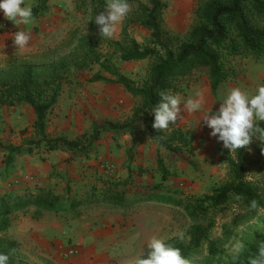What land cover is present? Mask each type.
Masks as SVG:
<instances>
[{"label": "trees", "instance_id": "1", "mask_svg": "<svg viewBox=\"0 0 264 264\" xmlns=\"http://www.w3.org/2000/svg\"><path fill=\"white\" fill-rule=\"evenodd\" d=\"M47 1L37 0L32 7L33 15H43L48 9ZM106 2L90 0V32L80 34L78 29L70 31L61 44L65 53L46 60L14 56L0 67V107L28 104L35 112L32 135L25 143L16 144L0 138L7 166H11L17 156L32 154L42 146L47 152L67 151L70 155L68 160L89 156L97 150L105 132L115 137L130 134L132 142L128 154L132 159L136 132L144 125L158 145L168 151L170 160L181 158L198 167L194 141L177 122L167 130L158 131L152 127V109L160 100L159 93H182V84L197 68L209 73L212 91L216 92L222 83L237 75L232 62L235 56L250 54L256 58L264 57V0H201L195 10L197 21L183 36L173 34L164 26L163 15L168 7L166 0H128L133 9L124 19L119 38H103L99 25L95 23V16L103 11ZM83 4H87V0ZM133 24L150 31L145 42L132 36L129 27ZM114 56L123 61L148 59L150 65L146 77L139 82L121 72L113 61ZM95 64H99L100 69L88 81L119 83L139 98L131 116L123 121L101 117L94 122L91 130L73 138L66 134L51 136L48 132L49 114L59 102L65 85L73 83L80 72L93 68ZM261 124L264 126V121ZM156 156L162 180H166L170 172L160 152ZM224 158L229 169L227 180L213 186L208 193L186 199L157 191L164 186L161 181L152 187V191H145L136 202L129 201V185L134 173L143 175L146 172L142 165L129 166L126 178L109 177L102 185L93 184L80 198L72 196L69 189L65 195L39 185L23 195H2L0 231H7L15 216L28 207L35 208L36 216L45 211L80 216L84 211L102 205L126 212L128 204L132 210L134 203L164 202L183 207L191 219L187 241L173 237L165 242L180 248L186 258L205 245H208L211 255H217L223 252L220 242L212 238L218 212L229 203H237L253 213L264 208L262 192L247 177L249 146L233 153L226 149ZM253 201L256 202L255 208L252 207ZM242 218L248 219L249 215H242ZM224 234L230 237L234 230L225 224ZM258 247L259 243L250 244L237 259L229 256L228 264H248V258L257 254ZM0 252L9 255V264H31L21 250L20 241L15 238L0 236Z\"/></svg>", "mask_w": 264, "mask_h": 264}, {"label": "rangeland", "instance_id": "2", "mask_svg": "<svg viewBox=\"0 0 264 264\" xmlns=\"http://www.w3.org/2000/svg\"><path fill=\"white\" fill-rule=\"evenodd\" d=\"M166 1L168 7L163 15L164 26L173 34H187L197 21L195 10L201 0ZM83 2L84 0H50V7L58 8L56 13L53 12L56 30L51 34L56 35V43L32 59L46 60L65 53V47L61 44L74 29H78L80 34L90 32V0H87V4ZM123 22L124 20L117 25L112 37L121 36ZM129 31L140 42H145L150 35V31L139 24L131 25ZM7 60L0 58V67ZM113 61L121 72L139 82L146 77L150 65L148 59L123 61L114 56ZM232 62L237 75L222 83L216 92L212 91L209 73L203 68L195 69L182 84L184 91L179 94L182 100L194 95L197 89L205 93L203 107L195 112H185L183 119L177 121L194 141L198 167L181 158L170 160L168 151L160 147L150 131L141 125L136 132L132 159L128 154L132 136L126 134L115 137L110 132L103 134L97 150L89 156H79L72 160H68V157L59 163H45L47 151L42 146L32 154L21 155L20 159L16 157L13 164L7 166L4 152L0 148V193L23 195L26 193L24 188L32 186L24 184L27 186L12 189L9 184H17L19 175L37 174L38 168L46 180L45 184H49L50 178L54 177L57 180L55 190L66 195L69 189L72 196L80 198L93 184L102 185L104 179L109 177L126 178L129 175L128 167L138 165L144 166L146 172L143 175L134 173L129 185V201L136 202L145 191H152V187L161 181L164 186L157 191L179 199L210 192L213 186L227 180L229 169L224 158L226 148L223 147V142L210 136L211 129L206 126L203 118L219 108L221 98L232 88L239 87L251 95L256 93L259 85L264 84V57L238 55ZM99 69L100 65L95 64L93 68L80 72L73 83L65 85L63 99L49 114L48 132L51 136L66 134L73 138L91 130L94 122L101 117L123 121L131 116L139 98L131 95L119 83L88 81ZM33 119L34 112L28 104L0 107V138L16 144L25 143L32 135ZM262 149L264 144L258 140L249 145L247 177L258 186L264 196ZM157 152L163 156L164 165L170 172L166 180L161 177ZM56 155L53 156L55 159L60 157V154ZM31 176L33 175H28L29 178ZM133 206L130 210L128 204L126 212L102 205L86 210L80 216L66 213L68 221L65 222L66 229L60 237L39 242L35 250H21L31 264H137L138 259L145 258L151 250L147 243L152 237L165 241L173 237L181 238L183 235V240H188L187 230L191 219L183 207L152 201L134 203ZM26 213L24 214L28 216ZM242 215H249V218L243 219ZM216 219L217 225L213 229L212 238L220 242L223 252L211 255L208 245H205L187 258L191 264H228V257L232 256L231 250L237 241L243 243V250L250 244L264 242V208L253 213L242 209L237 203H229L218 212ZM225 224L234 230L230 237L224 234ZM88 225L92 227L88 228ZM0 236L14 238L1 231ZM72 244L79 247V252L74 256H66L65 252Z\"/></svg>", "mask_w": 264, "mask_h": 264}, {"label": "clouds", "instance_id": "3", "mask_svg": "<svg viewBox=\"0 0 264 264\" xmlns=\"http://www.w3.org/2000/svg\"><path fill=\"white\" fill-rule=\"evenodd\" d=\"M0 12L17 26H27L34 19L33 10L26 0H0ZM130 12L128 0H107L103 11L95 16L100 35L103 38H111L117 25ZM31 38L30 31L20 28L14 33L13 42L23 48ZM159 96V102L152 109V127L158 131L169 129L170 125L183 119L185 112L198 111L205 103V93L201 89H197L194 95L183 100L179 94H172L171 91H161ZM203 121L211 129L210 136L222 141L223 147L231 153L249 146L254 140L264 144V126L260 124L264 121V84L259 85L256 93L251 95L239 87L232 88L221 98L219 108L206 114ZM252 207H256L255 201L252 202ZM147 246L151 249L148 258H139L137 264H191L180 248L171 246L162 239L152 237ZM243 248L244 245L240 241L233 245V259L239 257ZM9 259L7 253L0 252V264H9ZM248 264H264V242L259 244L257 254L248 258Z\"/></svg>", "mask_w": 264, "mask_h": 264}, {"label": "crops", "instance_id": "4", "mask_svg": "<svg viewBox=\"0 0 264 264\" xmlns=\"http://www.w3.org/2000/svg\"><path fill=\"white\" fill-rule=\"evenodd\" d=\"M26 3L32 8L36 3L37 0H26ZM48 9L47 11L41 16L33 15L34 19L33 22L27 26L15 25L12 21L7 20L2 12V19L7 21V25L4 26L2 23L0 25V58H11V57H33L38 53H41L56 43V35L52 36L51 34L56 30L55 21V10L57 7H50V0L47 1ZM24 29L26 31H30L31 33V40L29 41L28 45L19 48L13 42V35L19 29ZM32 55V56H31ZM98 82V81H97ZM65 89V87H64ZM64 91L61 95L59 102L64 97ZM59 102L56 104L58 105ZM55 105V106H56ZM7 107V106H5ZM15 107V106H13ZM32 108V107H31ZM33 110V109H32ZM34 112V110H33ZM34 119H35V112H34ZM33 119V121H34ZM56 154H60V157L56 158L53 156H57ZM20 156H17L20 159ZM47 159L45 163H59L62 159H68L69 154L67 151L64 150H54L47 152L46 154ZM61 168L62 165H60ZM65 168V167H64ZM37 174H27V175H19V180L17 179V184H9V187L12 189L15 188H22L23 186H32L28 189L25 187L24 190L26 192L34 188L36 185L43 186V187H51L55 192L60 193L59 191L55 190L54 188L57 187L55 183L57 182L56 178H50V183L45 184V178L41 175V171L37 168ZM28 175H33L30 178ZM26 181V182H24ZM27 184V185H24ZM8 187V188H9ZM25 193V192H24ZM3 194L0 193V197ZM5 195V193H4ZM27 212L28 216L24 213ZM21 213V214H20ZM19 215L13 221L12 226L7 231H1L2 234L6 233L14 237L15 239L23 242L21 244V249L25 248L24 252L27 250H35L37 244L39 242H45L50 238L60 237L63 232H65L66 226L65 222L66 215L65 213H54L50 211H45L42 214L36 216L35 215V208L28 207L25 211H21L18 213ZM92 227V225H88V228ZM80 234V233H79ZM82 236V235H81ZM28 241V242H27Z\"/></svg>", "mask_w": 264, "mask_h": 264}, {"label": "built area", "instance_id": "5", "mask_svg": "<svg viewBox=\"0 0 264 264\" xmlns=\"http://www.w3.org/2000/svg\"><path fill=\"white\" fill-rule=\"evenodd\" d=\"M2 23V25L6 26L7 25V21L2 19V12H0V24ZM79 252V247L77 245H70L68 247V249L66 250L65 254L66 256H74Z\"/></svg>", "mask_w": 264, "mask_h": 264}]
</instances>
